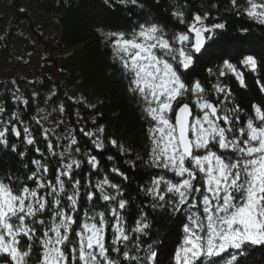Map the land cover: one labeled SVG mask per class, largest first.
<instances>
[{"label":"snow or ice","instance_id":"6c2138e0","mask_svg":"<svg viewBox=\"0 0 264 264\" xmlns=\"http://www.w3.org/2000/svg\"><path fill=\"white\" fill-rule=\"evenodd\" d=\"M230 4L237 15L264 26V0ZM216 8L214 2L189 19L186 8L174 3L170 15L182 30L152 21L128 32L99 30L146 122L144 156L108 136L95 119L91 129H79L91 142L87 152L71 129L60 135L42 129V149L19 113L0 121V151L24 159L27 152L19 148L27 145L40 157L31 159L23 183L10 171L0 175V264H157L156 243L144 246L151 240L148 213L139 212L134 226L128 225L131 202L122 182L129 176L114 155L106 156L111 167L104 171L94 150L116 149L129 157L123 160L129 168L158 170L139 191L153 211L183 216L172 264H239L249 247L264 246V106L253 103L248 114L224 83L232 76L246 87L240 67L258 73V61L245 55L240 67L232 62L235 48L226 22L209 23L210 9ZM214 58L222 62L206 69L210 87L200 79L187 82L196 65ZM257 84L264 94V84L259 79ZM76 102L96 108L85 97ZM56 110L64 113L65 106ZM62 126L60 121L57 127ZM81 175L99 178L82 181Z\"/></svg>","mask_w":264,"mask_h":264},{"label":"trees","instance_id":"16d2710c","mask_svg":"<svg viewBox=\"0 0 264 264\" xmlns=\"http://www.w3.org/2000/svg\"><path fill=\"white\" fill-rule=\"evenodd\" d=\"M214 2L218 4V8L210 9L209 23L226 22L228 38L233 41L235 48L233 54L236 58L232 62L240 67L238 61L245 55H253L258 61V73L240 67L246 87H241L235 77L224 79V83L230 86L234 94L235 102L251 114L253 103L264 106V94L257 84V79L264 84V26L237 15L230 0H137L135 5L128 0L125 3L120 0H9L12 16L8 20L0 18V54L12 57L8 53H15L12 47L14 41H19L29 48L34 47L36 54L41 52L44 55V65L41 69H36L33 76L37 78H34V84L30 85L31 89L27 94L29 103L23 108L24 119L37 136L38 146L43 149L46 143L40 135L42 129H55L56 135L67 134L71 129L77 135L82 152H87L92 147L91 142L79 129H91V121L95 119L97 124L106 127L108 136L131 146L136 153L144 156L148 143L146 122L142 119L136 99L128 92V81L111 59L112 50L106 45L99 30L128 32L146 21L157 22L167 30H182L183 26L177 24L170 15L174 10V3L184 6L191 19L193 13H202ZM238 4L243 5L244 0H238ZM22 5L23 8H20ZM39 16L43 20L42 25ZM217 16L218 19H212ZM43 17L48 19L47 22ZM30 35L37 45L30 44ZM221 62L214 58L202 66L196 65V70L186 77L187 82L200 79L206 87H210L206 69ZM6 83L9 81L0 79V95L3 101L6 100L10 111L13 103L6 94L10 93ZM80 97H85L87 103L95 104L96 108L77 103ZM60 105L65 106L64 113L56 110ZM42 116H47L48 119L37 124L36 121ZM243 119L245 117L242 116ZM60 121H63V126L58 128ZM9 141L20 145L14 137L9 136ZM19 150L27 152L24 159L10 150L0 151V175L10 171L13 175H19L23 183L26 173L32 168L31 159L40 157L27 145H21ZM93 154L101 160L104 171L111 167L106 156L117 157L118 164L129 176V180L122 182L114 174L109 175L114 182L123 183L125 198L131 202L127 212L129 227L134 226L139 212H147L152 225L151 240H145L144 246L155 242L158 250L157 264H172L183 216L172 215L168 211H153L149 207L150 200L139 191L140 185L148 181L151 175L157 174L158 170L145 169L142 165L138 169H131L123 164V160L129 157L118 156L116 149L104 153L94 150ZM25 165L29 166L28 169ZM84 172H88L87 165L84 166ZM80 178L82 181L90 178L95 182L99 177L81 175ZM39 251L35 247L33 254L36 255ZM239 264H264V246L249 247L245 255L239 258Z\"/></svg>","mask_w":264,"mask_h":264},{"label":"bare ground","instance_id":"6f19581e","mask_svg":"<svg viewBox=\"0 0 264 264\" xmlns=\"http://www.w3.org/2000/svg\"><path fill=\"white\" fill-rule=\"evenodd\" d=\"M0 18L7 12L8 9H11L10 6H7L6 3L1 4L0 5ZM3 7V8H2ZM20 31V30H19ZM7 35V33H5ZM34 39V38H33ZM9 55H14L13 57H4V60L9 64L8 66H12L13 69V74H11V76H9V78L5 79L8 80L9 83H6L7 87L10 89V93L7 92V96H9V100L11 103H13L12 105V109L10 111H8V106L7 103L5 101H3V99H1V95H0V106L5 108V112L0 113V121H7L12 119L11 117V113L12 112H17L19 113L20 117L25 121L24 119V105H26L23 101L27 100L28 101V93L30 91V85H33V81L34 78L36 77H31L28 76L26 73H24L23 70L18 69V71H16L17 68V61H18V57L15 56V54L10 51L8 53ZM44 64L41 63V66H43ZM39 77H41L40 75H38ZM43 82V81H42ZM24 83V85H23ZM15 96H19L20 99L17 100L14 97ZM28 104V103H27ZM25 110H27V108H25ZM26 122V121H25ZM44 125V123H42ZM18 127H20L22 129L23 125H17Z\"/></svg>","mask_w":264,"mask_h":264},{"label":"rangeland","instance_id":"374dc122","mask_svg":"<svg viewBox=\"0 0 264 264\" xmlns=\"http://www.w3.org/2000/svg\"><path fill=\"white\" fill-rule=\"evenodd\" d=\"M4 3H7V6H8L9 0H0V5ZM20 8H23V5ZM11 16H12L11 10L8 9L7 12L2 17L8 20ZM39 18L41 19V25H42L43 20L40 16ZM47 20H48L47 18H44L45 22H47ZM30 42H31L30 44L33 43V45H37V42H35L33 37H31V35H30ZM14 43L15 44L12 48L14 49L15 56L18 57V61H17L18 66L16 68V71H18V69H21L28 76H31L34 78L33 75L34 73L36 74V69L38 68L41 69L43 67L41 66V63L43 64V57H44L43 53L38 52L36 54L34 51V47L29 48V46L26 44L24 45L23 42L14 41ZM0 49H1V45H0ZM37 49L39 50L40 48L38 47ZM4 57H5L4 55L0 54V79H3V78L7 79L9 78V76H11V74L14 73L12 66H8L9 64L4 60ZM17 142H20V141L17 140Z\"/></svg>","mask_w":264,"mask_h":264}]
</instances>
